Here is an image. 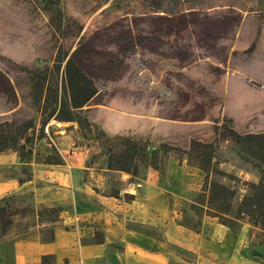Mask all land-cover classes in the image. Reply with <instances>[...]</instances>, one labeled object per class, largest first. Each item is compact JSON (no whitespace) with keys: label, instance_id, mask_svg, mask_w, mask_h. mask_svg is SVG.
I'll list each match as a JSON object with an SVG mask.
<instances>
[{"label":"rangeland","instance_id":"obj_1","mask_svg":"<svg viewBox=\"0 0 264 264\" xmlns=\"http://www.w3.org/2000/svg\"><path fill=\"white\" fill-rule=\"evenodd\" d=\"M187 7L184 14L159 18L142 0H0V121L33 119L39 125L31 94L34 71L48 72L57 45L71 49L87 37L92 52L81 60L98 88L89 106L109 103L136 113L149 130L140 139L126 131L107 135L96 126L88 131L77 126L72 140L88 147L89 164L106 163L105 150H120L123 138L145 141L144 149H135L138 167L130 178L155 169L176 195L175 222L201 233V254L213 261L237 243L241 255L260 262L264 233L247 216L238 217L234 230L219 222L205 191L209 180L234 190L227 211L233 216L248 192L247 181L259 180L264 169L250 151L262 139L227 133L231 127L240 135L264 131V0H200L194 11ZM57 8L62 24L55 29ZM128 35L141 41L127 47L121 40ZM191 139L212 142L207 171L197 166L198 147H190ZM111 164L117 166V159ZM105 174V190L122 185L120 172ZM0 204L12 210L20 202L8 197ZM132 226L165 246L168 264H199L194 251L164 238L162 226ZM252 248L258 255L250 254Z\"/></svg>","mask_w":264,"mask_h":264},{"label":"crops","instance_id":"obj_2","mask_svg":"<svg viewBox=\"0 0 264 264\" xmlns=\"http://www.w3.org/2000/svg\"><path fill=\"white\" fill-rule=\"evenodd\" d=\"M84 114L107 135L126 131L144 139L149 131L139 115L109 103L87 104ZM48 120L41 135L34 123L25 131L29 141L0 151V198L20 202L4 230L0 225V264H168L165 246L134 224L162 226L164 238L194 251L199 264H261L241 255L237 243L213 261L202 255L201 233L175 222L176 195L155 169L131 179L136 175L106 163L93 167L88 147L72 140L76 122ZM106 171L120 172L122 185L114 192L105 190Z\"/></svg>","mask_w":264,"mask_h":264},{"label":"trees","instance_id":"obj_3","mask_svg":"<svg viewBox=\"0 0 264 264\" xmlns=\"http://www.w3.org/2000/svg\"><path fill=\"white\" fill-rule=\"evenodd\" d=\"M143 3L152 11H155L159 18H172L178 14H184V4H189V7L194 11L198 7L200 0H142ZM187 7V9H189ZM55 29L62 24V16L60 9L57 8L55 13ZM141 38H135L131 35L123 37L121 42L126 46H133L134 43H139ZM92 49L87 37L79 38L72 45L71 49H65L61 45H57L55 49L51 65H46L48 72L40 73L34 71L31 84L32 101L39 110V125L37 136L41 135L42 126L45 122L53 118L56 121H75L78 128L89 130L91 125L84 114V107L92 99L97 92L95 80L83 66L82 57L91 54ZM110 66H114L113 62ZM34 125L33 119H26L20 122L12 120H2L0 122V151L7 147H17L29 141V135L25 133L28 128ZM228 135L246 139H262L263 143L257 145L255 149H250L252 154L264 163V131L260 133L246 132L240 135L233 127L227 129ZM22 138L21 142L18 139ZM123 147L120 150L110 153V148L105 150L106 165L109 168L121 169L131 175L136 174L137 164L134 162V154L136 147L144 149L145 141H136L133 138H123ZM212 142H200L190 140V147H198L195 149L194 155L198 157L197 166L207 171V166L211 162L210 147ZM155 151H150L152 159ZM118 161L117 166L111 164L112 158ZM46 159L57 161L56 158L46 157ZM206 187L205 197L207 202L213 204L211 214L219 218V222L223 223L231 230L235 229L238 222V217L247 216L250 225L257 227L260 233H264V169L260 179L257 181H247L248 192L241 195V198L236 204L233 216H228L227 211L230 209V199L234 194V190L226 184L215 180H209ZM6 198V197H5ZM0 198V201L5 200ZM9 209L6 204H0V225L4 230L10 222ZM262 242V241H260ZM250 254L258 255L255 248L251 249ZM249 254V255H250ZM264 264V258L260 260Z\"/></svg>","mask_w":264,"mask_h":264}]
</instances>
